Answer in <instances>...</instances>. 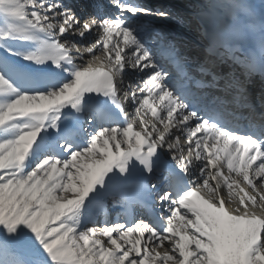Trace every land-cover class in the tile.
<instances>
[{
	"label": "snow or ice",
	"instance_id": "snow-or-ice-1",
	"mask_svg": "<svg viewBox=\"0 0 264 264\" xmlns=\"http://www.w3.org/2000/svg\"><path fill=\"white\" fill-rule=\"evenodd\" d=\"M108 4L0 0V264H264V0Z\"/></svg>",
	"mask_w": 264,
	"mask_h": 264
},
{
	"label": "bare ground",
	"instance_id": "bare-ground-1",
	"mask_svg": "<svg viewBox=\"0 0 264 264\" xmlns=\"http://www.w3.org/2000/svg\"><path fill=\"white\" fill-rule=\"evenodd\" d=\"M170 1H176V2H179L178 0H170ZM158 3H159V6H161V5H163L164 7H169V4H166L165 2H162V1H157ZM198 2V0H190V1H188L187 3H185V2H180V5L181 6H183V8L185 9H183L182 11H184V14L185 13H187L186 15H188V10L191 12V16L193 17V12H194V8H192V6L194 5V4H196ZM179 13H181V12H179ZM182 14V13H181ZM160 20H162V18H159ZM164 23H165V21H163ZM159 24H162L161 23V21H159ZM193 46L194 47H197L198 46V44H193ZM192 49H194V48H192ZM191 49V50H192ZM196 49V48H195ZM197 49H196V52H195V54L194 55H197ZM262 78H260V80H261ZM259 83H260V81H259ZM257 87H258V84H257V86H254V91H257ZM84 127L85 128H88V125L87 124H85L84 125ZM90 130V129H89ZM109 211L112 213V216L114 215V212L112 211V210H110V208H109ZM112 216H111V219H112ZM101 219H103V217H101Z\"/></svg>",
	"mask_w": 264,
	"mask_h": 264
}]
</instances>
